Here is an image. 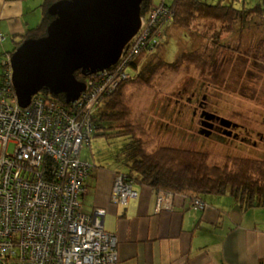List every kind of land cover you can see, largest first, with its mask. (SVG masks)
<instances>
[{"label": "built area", "instance_id": "built-area-1", "mask_svg": "<svg viewBox=\"0 0 264 264\" xmlns=\"http://www.w3.org/2000/svg\"><path fill=\"white\" fill-rule=\"evenodd\" d=\"M174 9L160 3L141 16L138 33L125 47L118 74L109 68L88 75L87 89L75 108L49 99L43 92L22 107L14 93L13 70L6 68L0 84V264H121L117 238L103 225L106 210H84L81 196L92 162L82 158V145L94 134L93 107L130 74V59L159 45L163 25ZM173 21V20H172ZM7 64V62H6ZM13 143L15 150L7 152ZM134 180L116 175L112 200L126 204L138 198ZM204 208V202L194 200ZM174 194L162 191L158 210H170ZM117 236V235H116Z\"/></svg>", "mask_w": 264, "mask_h": 264}, {"label": "rangeland", "instance_id": "rangeland-1", "mask_svg": "<svg viewBox=\"0 0 264 264\" xmlns=\"http://www.w3.org/2000/svg\"><path fill=\"white\" fill-rule=\"evenodd\" d=\"M208 1L215 5L220 2ZM231 1L235 8L244 9L237 12L236 17L218 9L206 18L195 17L184 23L183 20L189 17L184 16L189 13V9L185 8L176 17L175 10L174 20L164 24L161 32L157 31L159 46L156 49L164 60L174 63L166 64L153 73L151 71L158 62L161 63V58L151 60L155 51L151 55L145 54L144 59L148 62L146 70L150 71L146 76L151 79L129 93L132 108L129 109L128 121L140 123L139 132L150 149L166 145L211 152L219 159L231 153L264 158L250 151L234 150V146L230 145L234 142L232 139L204 136L199 131L197 119H193L194 108L209 99L218 101L219 107L228 111L235 121L240 120L237 116L247 120V114H253L252 105L260 110V102L264 103V12H249L261 0ZM7 42L11 45V36ZM258 50L262 51V55ZM145 52L148 51L145 49L142 54ZM129 57L130 54L126 58L131 63ZM122 64L114 69L118 74ZM260 119L256 117L255 120ZM126 142V138L112 141L104 137L93 138L91 144L83 143L81 156L95 160L107 170L127 172L129 169L123 162ZM3 149L4 145L0 142V153ZM6 150L14 151V144H9ZM207 199L217 198L208 196ZM219 199L232 201L230 196H220Z\"/></svg>", "mask_w": 264, "mask_h": 264}, {"label": "trees", "instance_id": "trees-1", "mask_svg": "<svg viewBox=\"0 0 264 264\" xmlns=\"http://www.w3.org/2000/svg\"><path fill=\"white\" fill-rule=\"evenodd\" d=\"M57 1L60 0H44L41 21L22 34L11 35L13 44L10 49L11 56L28 38H39L47 34L49 24L55 19V16L49 13V8ZM158 3H166L172 6L174 11L176 10L175 17L181 10L189 9V13L184 15L189 16L183 20L184 23L190 22L195 17L206 18L210 12L218 9H223L226 15L235 17L238 16L237 12L244 11V9L235 8L231 0L227 2L220 0L216 5L208 0H143L142 14H148ZM233 12L236 13L233 14ZM249 12H264V0L253 5ZM6 38L7 35L0 31V41L4 42ZM157 50H154L155 54L151 60H157L160 57L162 65L158 62L151 71L153 73L166 64L174 63L164 60ZM145 54L150 53L142 54L141 52L132 59L126 68L130 77L123 79L111 92L104 93L93 107L91 117L95 132L88 142L91 144L93 138L97 137H104L109 141L126 138L127 142L123 148L125 153L123 162L129 170L127 172L118 170L117 174L123 173L134 180V187L144 185L156 189L158 194L162 191H168L174 194V198L182 195L191 200H201L204 202L203 209L207 206L217 207L220 215L223 214L224 216L230 212L228 206L231 208L238 207L246 212L254 208H263L264 158L231 153L219 159L211 152L166 145L152 150L139 132L140 123L128 121L129 109L132 108L129 102L131 98L129 93L132 92L133 88L144 85L151 79L146 76L150 74V71L146 70L148 62L146 63V59H144ZM10 58L7 59V64L4 63L0 84L6 76V68L10 67ZM76 76L82 81L88 80V76L84 75L81 70L76 72ZM42 92L51 100H55L66 107H73V103H69L64 94L55 95L48 89H44ZM89 161L92 162L91 174V171L97 167V163H94V160ZM208 196H214L217 199L208 201ZM220 196H230L232 201L219 199Z\"/></svg>", "mask_w": 264, "mask_h": 264}, {"label": "crops", "instance_id": "crops-1", "mask_svg": "<svg viewBox=\"0 0 264 264\" xmlns=\"http://www.w3.org/2000/svg\"><path fill=\"white\" fill-rule=\"evenodd\" d=\"M43 3L0 0V31L7 35L0 41V81L11 57L9 37L38 24ZM116 175L98 163L86 179L82 202L86 212L106 210L104 228L119 238L121 264H264V207L247 212L235 207L224 216L217 207L202 210L178 195L175 208L159 211L158 191L144 185L135 187L138 198L117 204Z\"/></svg>", "mask_w": 264, "mask_h": 264}, {"label": "water", "instance_id": "water-1", "mask_svg": "<svg viewBox=\"0 0 264 264\" xmlns=\"http://www.w3.org/2000/svg\"><path fill=\"white\" fill-rule=\"evenodd\" d=\"M142 2L60 0L51 5L55 19L47 34L25 40L10 59L20 105L28 107L44 89L77 101L87 84L76 72L88 76L118 64L141 27Z\"/></svg>", "mask_w": 264, "mask_h": 264}, {"label": "flooded vegetation", "instance_id": "flooded-vegetation-1", "mask_svg": "<svg viewBox=\"0 0 264 264\" xmlns=\"http://www.w3.org/2000/svg\"><path fill=\"white\" fill-rule=\"evenodd\" d=\"M258 53L262 55V51L258 50ZM212 96L216 98L214 94ZM217 103L219 102L215 99H209L194 108L193 119H197L200 133L209 138L232 139L234 142L230 145L234 146V150L238 152L250 151L264 156V103L260 102V110H256L257 107L252 105L254 107L252 108L253 114H247V120H242L237 116L240 120L236 121L230 117L228 111L219 107ZM256 117L262 119L257 121Z\"/></svg>", "mask_w": 264, "mask_h": 264}, {"label": "bare ground", "instance_id": "bare-ground-1", "mask_svg": "<svg viewBox=\"0 0 264 264\" xmlns=\"http://www.w3.org/2000/svg\"><path fill=\"white\" fill-rule=\"evenodd\" d=\"M142 15H143V14H142ZM13 90H14L15 95H16L17 98H18V95H17V92H16L15 87H14ZM18 100H19V98H18ZM74 102H75V101H73V102H69V103H73V107H68V109L71 110V108H72V109L75 108L76 105H74ZM185 198H188V197L185 196ZM190 200H191V199H190ZM190 202H191L190 204H192L193 207H196L193 199H192ZM174 208H175V198H174ZM106 231H107V230H106ZM107 232L110 233V234H113V235L117 238V244H116L115 250H116V253L119 254V238H118V236H116L115 233H111V232H109V231H107ZM119 258H120V257H119Z\"/></svg>", "mask_w": 264, "mask_h": 264}]
</instances>
